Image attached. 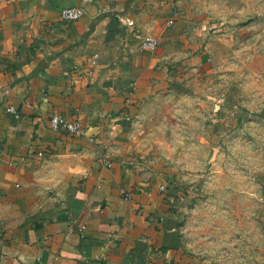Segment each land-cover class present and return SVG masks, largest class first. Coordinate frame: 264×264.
Returning a JSON list of instances; mask_svg holds the SVG:
<instances>
[{
	"label": "crops",
	"instance_id": "1",
	"mask_svg": "<svg viewBox=\"0 0 264 264\" xmlns=\"http://www.w3.org/2000/svg\"><path fill=\"white\" fill-rule=\"evenodd\" d=\"M72 6L85 15L66 21ZM189 7L0 0V264H186L194 198L173 168L133 159L130 136L200 47ZM53 114L83 134L54 131Z\"/></svg>",
	"mask_w": 264,
	"mask_h": 264
},
{
	"label": "rangeland",
	"instance_id": "2",
	"mask_svg": "<svg viewBox=\"0 0 264 264\" xmlns=\"http://www.w3.org/2000/svg\"><path fill=\"white\" fill-rule=\"evenodd\" d=\"M190 2L200 47L135 123L131 157L173 168L194 198L186 264H264V0Z\"/></svg>",
	"mask_w": 264,
	"mask_h": 264
},
{
	"label": "built area",
	"instance_id": "3",
	"mask_svg": "<svg viewBox=\"0 0 264 264\" xmlns=\"http://www.w3.org/2000/svg\"><path fill=\"white\" fill-rule=\"evenodd\" d=\"M84 15L85 10L80 6L67 7L61 11V16L66 21H77ZM128 24L132 25L133 22L129 21ZM141 47L143 50L152 51L157 47V41L155 38H147L143 40ZM9 110L16 113L12 107ZM16 116H18L17 113ZM51 127L54 131H65L74 136H81L83 134L82 124L79 120H69L59 114H53L51 116ZM104 165L112 167L113 163L111 160H104Z\"/></svg>",
	"mask_w": 264,
	"mask_h": 264
},
{
	"label": "trees",
	"instance_id": "4",
	"mask_svg": "<svg viewBox=\"0 0 264 264\" xmlns=\"http://www.w3.org/2000/svg\"><path fill=\"white\" fill-rule=\"evenodd\" d=\"M130 1H132V0H130ZM262 114H264V112Z\"/></svg>",
	"mask_w": 264,
	"mask_h": 264
}]
</instances>
